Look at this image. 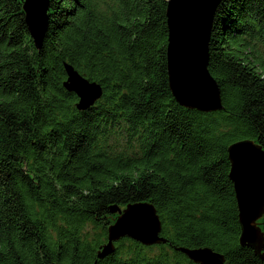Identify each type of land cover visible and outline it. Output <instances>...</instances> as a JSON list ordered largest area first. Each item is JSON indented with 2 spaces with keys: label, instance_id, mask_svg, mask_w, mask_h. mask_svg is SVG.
Wrapping results in <instances>:
<instances>
[{
  "label": "trees",
  "instance_id": "1",
  "mask_svg": "<svg viewBox=\"0 0 264 264\" xmlns=\"http://www.w3.org/2000/svg\"><path fill=\"white\" fill-rule=\"evenodd\" d=\"M169 0H49L40 48L25 0H0V264H264L240 242L229 148L264 150V0H222L208 71L222 110L182 106L168 75ZM66 64L102 96L87 110ZM154 206L166 243L103 255L113 209ZM264 234V216L259 220ZM264 255V251L262 252Z\"/></svg>",
  "mask_w": 264,
  "mask_h": 264
},
{
  "label": "water",
  "instance_id": "2",
  "mask_svg": "<svg viewBox=\"0 0 264 264\" xmlns=\"http://www.w3.org/2000/svg\"><path fill=\"white\" fill-rule=\"evenodd\" d=\"M222 0H169L168 75L177 101L202 112L222 110L220 90L208 71L212 22ZM49 0H25L26 22L38 48L48 28ZM65 87L78 95V108L87 110L102 96L100 85L90 83L66 64ZM230 179L236 192L242 234L240 242L264 260V234L258 222L264 216V150L252 141L229 148ZM119 217L109 229L103 255L114 251V242L130 237L146 246L166 243L154 206L139 204L113 209ZM197 264H226L224 256L209 248L179 249Z\"/></svg>",
  "mask_w": 264,
  "mask_h": 264
},
{
  "label": "rangeland",
  "instance_id": "3",
  "mask_svg": "<svg viewBox=\"0 0 264 264\" xmlns=\"http://www.w3.org/2000/svg\"><path fill=\"white\" fill-rule=\"evenodd\" d=\"M252 48L254 49V51L251 49L250 51L253 52V57L256 58L257 60H261L264 61V44L261 43L260 41L256 40L252 46ZM258 222V226H259V222Z\"/></svg>",
  "mask_w": 264,
  "mask_h": 264
}]
</instances>
